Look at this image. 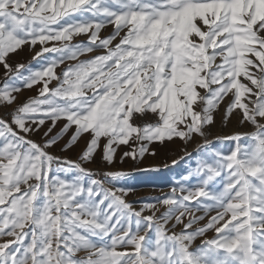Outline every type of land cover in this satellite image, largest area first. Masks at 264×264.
<instances>
[{
	"label": "snow or ice",
	"instance_id": "1",
	"mask_svg": "<svg viewBox=\"0 0 264 264\" xmlns=\"http://www.w3.org/2000/svg\"><path fill=\"white\" fill-rule=\"evenodd\" d=\"M0 66V264H264V0H0ZM196 138L127 199L122 147Z\"/></svg>",
	"mask_w": 264,
	"mask_h": 264
},
{
	"label": "rangeland",
	"instance_id": "2",
	"mask_svg": "<svg viewBox=\"0 0 264 264\" xmlns=\"http://www.w3.org/2000/svg\"><path fill=\"white\" fill-rule=\"evenodd\" d=\"M110 31V29H109ZM107 34V33H105ZM37 51L39 46H37ZM33 52L27 48L24 49L19 55H13L10 59V63H25L32 61ZM35 65V61H32ZM60 69H57L59 72ZM4 69L0 66V80L3 79ZM36 89L25 90L21 93L20 99L25 100L28 97L36 95ZM9 111L7 109L0 110V116L5 115ZM217 123L211 130L209 139H215V137L226 136L237 130V123L235 120L232 121L227 127L221 124L220 117L217 116ZM246 131L247 129H241ZM201 141L196 138L193 142L188 145H184L183 142L176 140L175 142H166L164 144H155L152 146L155 155H146L144 159L137 163L131 159H125L123 162L120 161L119 157L125 150L123 147L117 153V161L110 170L122 171L127 173L121 181L120 186L134 189L130 192L127 199L133 202L136 207H139L143 202H153L155 198L161 197L170 191L171 185L180 180L181 176L186 175L189 167H195L196 160L199 158L196 151L197 144ZM187 147V152L191 153V158L185 157L176 166H172V160L179 159L181 156H185L183 149ZM217 148H226L227 144L215 143ZM58 151V150H57ZM70 158H75V153L68 154ZM168 167H165V165ZM94 169L104 171V165L100 162L91 165ZM142 169L144 171H138ZM195 181H193L194 183ZM147 214V213H146ZM211 235V233L209 234Z\"/></svg>",
	"mask_w": 264,
	"mask_h": 264
}]
</instances>
